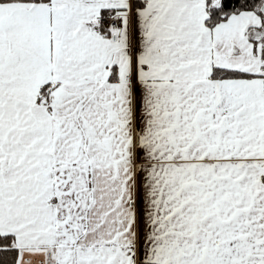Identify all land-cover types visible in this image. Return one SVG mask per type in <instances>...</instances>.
I'll return each mask as SVG.
<instances>
[{"label": "snow or ice", "instance_id": "obj_1", "mask_svg": "<svg viewBox=\"0 0 264 264\" xmlns=\"http://www.w3.org/2000/svg\"><path fill=\"white\" fill-rule=\"evenodd\" d=\"M0 264H264V0H0Z\"/></svg>", "mask_w": 264, "mask_h": 264}]
</instances>
